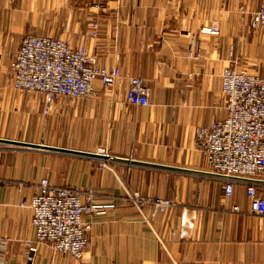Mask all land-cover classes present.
<instances>
[{"label": "crops", "instance_id": "crops-1", "mask_svg": "<svg viewBox=\"0 0 264 264\" xmlns=\"http://www.w3.org/2000/svg\"><path fill=\"white\" fill-rule=\"evenodd\" d=\"M262 4L0 0V264H264V217L250 213L244 184L224 197L193 138L195 127L225 116L223 68L264 76V35L249 28V12ZM93 21L96 38L88 35ZM213 22L217 34L202 31ZM27 35L84 45L100 65H117L120 79L112 88L95 80L87 98H57L45 115L42 97L12 87L10 64ZM130 77L148 88L146 107L122 104ZM44 178L91 189L98 204L109 205L84 217L81 260L44 243L27 259L34 231L23 203ZM256 192L264 199V185ZM135 197L174 205L153 214ZM183 213L192 228L180 226Z\"/></svg>", "mask_w": 264, "mask_h": 264}, {"label": "built area", "instance_id": "built-area-1", "mask_svg": "<svg viewBox=\"0 0 264 264\" xmlns=\"http://www.w3.org/2000/svg\"><path fill=\"white\" fill-rule=\"evenodd\" d=\"M249 28L264 31V4L250 12ZM97 31L98 23H89V37L96 38ZM202 31L217 34L219 29L205 27ZM10 70L13 88L41 95L45 115L57 98H87L95 95V80L112 88L120 79L117 65H100L86 46L73 48L64 39L47 35L24 36ZM220 79L225 116L206 127H195V145L205 155L210 174L223 182L224 197H231L234 184H244L250 213L264 217V199L256 192L257 186L264 185V76L226 66ZM148 97L143 81L130 77L122 104L146 107ZM95 197L91 189L53 186L41 179L30 201L23 203L31 210L34 231L27 259L30 261L37 245L44 243L53 253L81 260L87 245L84 217L102 214L109 207L98 204ZM134 202L151 207L153 214L174 205L171 199L158 197H135ZM231 210L237 212L238 208ZM180 226H193L186 213L181 215Z\"/></svg>", "mask_w": 264, "mask_h": 264}, {"label": "rangeland", "instance_id": "rangeland-1", "mask_svg": "<svg viewBox=\"0 0 264 264\" xmlns=\"http://www.w3.org/2000/svg\"><path fill=\"white\" fill-rule=\"evenodd\" d=\"M258 9V8H257ZM252 12V11H251ZM249 14H250V12H249ZM214 26H216L218 29H219V27H218V25H216V24H214V22L211 24V26H209V27H214ZM251 31V30H250ZM251 33L252 34H257L258 35V37H260L261 35H264V31H251ZM261 34V35H260ZM264 47L262 46V47H260V48H258V53H259V57L262 55V52L264 51V49H263ZM259 68H260V66H258ZM240 69H243L242 67H240ZM249 73H252V72H249ZM253 74H256V73H253ZM23 93H25V94H31V95H34V96H38L39 98H41V95H39V94H36V93H34V92H26V91H24ZM43 106H44V104L41 106V109H43Z\"/></svg>", "mask_w": 264, "mask_h": 264}, {"label": "water", "instance_id": "water-1", "mask_svg": "<svg viewBox=\"0 0 264 264\" xmlns=\"http://www.w3.org/2000/svg\"><path fill=\"white\" fill-rule=\"evenodd\" d=\"M4 142L11 143L10 141H4ZM17 144L25 145V146H29V147H34V148H43V149L46 148V149L59 150V151H65V152L73 153L72 151H67V150H63V149H56V148H50V147H45V146H40V145H33V144H26V143H17ZM82 154L88 155V153H82ZM89 155H91V154H89Z\"/></svg>", "mask_w": 264, "mask_h": 264}]
</instances>
